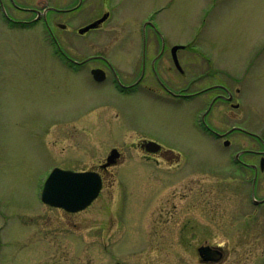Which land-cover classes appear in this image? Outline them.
<instances>
[{"label": "rangeland", "instance_id": "1", "mask_svg": "<svg viewBox=\"0 0 264 264\" xmlns=\"http://www.w3.org/2000/svg\"><path fill=\"white\" fill-rule=\"evenodd\" d=\"M2 13L0 8V264H198L200 240L246 247L243 232L222 228L231 219L241 224V215L219 214L215 229L192 204L200 182L217 187L218 203L229 210L235 192L211 168H231V151L252 148L254 138L245 141L235 132L225 149L194 127V103L122 97L111 86L95 89L85 68L73 72L55 55L42 24L9 26ZM105 13L109 18L99 35L76 33ZM58 21L69 30H55L57 46L75 60L96 46L124 66L119 52H127L125 60L138 51L143 25L147 37L158 30L167 47L188 45L179 52L184 81L241 87L245 127L264 142V0H84ZM216 105V130L242 124L241 116L221 118L223 107ZM150 138L175 146L185 168L149 163L136 143ZM111 148L124 164L102 173L104 184L92 205L68 214L40 201L51 168L101 171ZM261 226L257 218L249 226L255 235L249 262Z\"/></svg>", "mask_w": 264, "mask_h": 264}, {"label": "flooded vegetation", "instance_id": "2", "mask_svg": "<svg viewBox=\"0 0 264 264\" xmlns=\"http://www.w3.org/2000/svg\"><path fill=\"white\" fill-rule=\"evenodd\" d=\"M51 1L52 0H6L5 4L0 1V8L3 9V18L9 26L31 29L38 24H42L44 36L55 46V55H58L60 60H62L73 72H79L85 68L88 71L90 81L94 83L92 85L95 89L111 86L116 93L122 97L149 98L159 103L166 102L173 105H180L186 101L194 103V127L204 137L215 143L221 140L222 146L225 149L231 147L230 140L227 137L235 132L240 133L244 137L242 139H245V141L250 137L256 140L257 144L252 148L241 145V148L238 150L231 151L229 154L231 168L222 171L217 168H211L212 174H220L223 176V180H231V182H222L227 184V187L232 192H235V194L232 195L234 199L232 197L230 199L231 203L228 205L230 207L229 210L225 211L218 203L216 197L218 192L217 187L207 186L205 184L202 186L200 182L196 183L195 199L192 206L193 211L200 217H207L208 221L213 223L210 227L215 229L219 227L217 224V217L219 214L221 216L228 215L229 213L233 216L241 215V224H235V221L231 219L230 224L222 228L231 233L243 232L244 235L240 238L242 239V247H244V245L246 246L240 249L241 247L236 248L237 246H234L238 244L237 242L228 246L226 243L217 244L206 239L200 240L199 243L196 244L198 264H264V144L261 137L250 133L245 127L243 122L245 112L243 111V104L241 103V87L232 89L227 84H194L196 81H184L185 70L179 52L185 51L187 48L178 49L175 52L177 59V65H175L172 56V48L179 44H172L167 47L160 32L154 28L151 29L152 31L147 37L144 25L140 33L138 51L134 54H130L125 60L124 58L127 52L125 53L124 50H122L123 52H119L121 55L119 57H124L121 59L124 61V66H120L116 61L112 62L105 52L94 50L96 46H93L80 60H75L70 54L64 53L57 46L54 36L56 29L62 31L69 30V27L58 21L59 16L76 12L84 0H68L69 5L65 8L52 6ZM41 6L45 7L42 8ZM13 10L23 14V16H21V18L13 17ZM106 14H108V16L105 21L80 35H99L98 32H100L104 23L109 18V13ZM99 18L100 17L91 20L85 26L96 22ZM78 30L79 29L76 30L77 34H79ZM156 43L158 45H156ZM122 44L123 40L117 43V46L120 47ZM169 58L176 72V76L172 74V77H174L173 79L170 78L169 74L171 71L169 66H166L167 63L165 62H168ZM94 70L101 71L98 77L103 78L102 81L95 80L92 72ZM219 103L223 107V112H221L220 115L221 118L224 115L228 117L233 115L241 116L242 124L230 126L223 132L216 130L211 124V113H213L215 107L217 108L216 104ZM99 110L100 107L97 110L88 111V113L99 112ZM135 131H137L136 133H141L139 130ZM141 141L145 142H137L136 148L140 150L143 156L148 158V161L151 159L154 164H158V162L160 163V161H162L163 163H167L169 167H174L182 163V168H185V163L180 160V152L175 146L162 144L154 138L142 139ZM146 141H153L159 146H150L147 148ZM225 142H228V144L225 145ZM115 149L116 148H111L108 151L104 162L99 166L101 171L86 170L98 173L101 177L102 185L104 184L103 172H107L110 167H121L122 164H124V162L120 161L122 156L121 153L116 150L118 152L112 155V159L108 161V166L106 165L109 154ZM149 163L151 162L149 161ZM195 171L200 173L206 170ZM179 212L181 211L179 210ZM256 218L262 223V234L258 235L259 239L257 250L255 251L256 255L251 259L252 261L249 262L252 254L250 249H254V247L251 246L253 242L250 239L255 238V235L251 237L249 226L254 223ZM237 238H239V236ZM200 248L208 250L207 252L202 251L200 255L199 252H197ZM211 253H215L218 258L214 260L210 255Z\"/></svg>", "mask_w": 264, "mask_h": 264}, {"label": "water", "instance_id": "3", "mask_svg": "<svg viewBox=\"0 0 264 264\" xmlns=\"http://www.w3.org/2000/svg\"><path fill=\"white\" fill-rule=\"evenodd\" d=\"M107 15L104 14L95 23L82 28L79 33L82 34L85 31L96 27L98 24L105 21ZM178 47L173 48V52ZM176 63V58L174 57ZM98 70L93 71L96 74ZM147 148L156 143H147ZM112 159V156L108 158V161ZM101 188L100 177L93 172H72L61 169H53L45 180L40 199L41 201L51 207L62 208L68 212H77L87 207L98 195ZM208 249H198L199 254L202 251L207 252ZM214 260L218 258L215 253L210 254Z\"/></svg>", "mask_w": 264, "mask_h": 264}]
</instances>
